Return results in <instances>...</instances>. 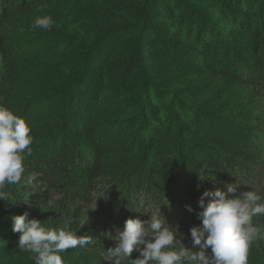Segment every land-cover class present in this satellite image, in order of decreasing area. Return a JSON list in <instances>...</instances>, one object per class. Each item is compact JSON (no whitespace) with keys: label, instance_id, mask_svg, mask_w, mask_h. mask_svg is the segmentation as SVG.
<instances>
[{"label":"trees","instance_id":"1","mask_svg":"<svg viewBox=\"0 0 264 264\" xmlns=\"http://www.w3.org/2000/svg\"><path fill=\"white\" fill-rule=\"evenodd\" d=\"M162 1L0 0V107L33 137L21 182L0 200V264H34L12 231L11 217L24 212L92 241L61 253L64 264H108L114 221L123 230L128 218L157 216L178 231L181 220H198L205 190L264 193V0ZM45 15L53 25L34 27ZM115 30L133 34L135 56L118 66L101 58L95 87L82 89L75 81L89 75V48ZM244 44L250 54L237 50ZM52 61L63 82L38 77ZM253 225L262 238L248 264H264V216Z\"/></svg>","mask_w":264,"mask_h":264},{"label":"clouds","instance_id":"2","mask_svg":"<svg viewBox=\"0 0 264 264\" xmlns=\"http://www.w3.org/2000/svg\"><path fill=\"white\" fill-rule=\"evenodd\" d=\"M51 16H37L34 27L48 29ZM24 118L0 107V200L7 201L3 189L21 182L25 173V155H30L33 137ZM226 184L205 190L198 205L196 218L200 221L189 229L191 247H177L174 228L157 216L147 220L128 218L123 230L117 229L115 247L105 256L108 264H248L251 244L261 237L260 228L253 225V217L264 216V196L258 191H246L229 198L237 188ZM206 198L207 202H206ZM188 211H194L190 205ZM12 231L19 233L17 247L33 254L34 264H64L61 253L84 247L92 241L65 228H46L41 221L29 219L24 212L11 217ZM194 250V251H193ZM134 252L139 253L135 259Z\"/></svg>","mask_w":264,"mask_h":264},{"label":"rangeland","instance_id":"3","mask_svg":"<svg viewBox=\"0 0 264 264\" xmlns=\"http://www.w3.org/2000/svg\"><path fill=\"white\" fill-rule=\"evenodd\" d=\"M247 1L249 2V0H247ZM254 1L257 2V0H254ZM164 4H165V0H163L162 2H158V5H164ZM76 10H78V8ZM76 10H75V16H76V19L79 20L83 17V16H81L82 11L78 12ZM255 16H258V14H256ZM256 20H257V17H256ZM256 20H255V22H256ZM221 34L223 35L224 33L221 32ZM217 37H218V34H217ZM246 47H247V45L244 44L242 49H237V50L243 51L244 54H250L249 48H246ZM77 48H79V47H77ZM135 48H136L135 37L133 36L132 33H130V31L125 32V33L124 32L120 33L119 31L115 30V31L107 32V33L104 32V34H102V38L97 40L89 48V52H91L90 58L92 57L91 59L89 58V56L87 57V55H85V53H83V50L76 49V48H71V49L67 48V51H66V53H64V55L68 56V54L71 53L70 56L75 57V58H80V62H83V60H84V64L86 63L87 58H88V60L90 59V65H88V69H90L89 75H85L84 77L79 76L78 74L75 75V76H79L78 79L75 81V83L80 84L82 89L85 88V90H89L92 86L95 87V83H97V80H98L97 62L100 61L101 58H103V59H105V58L111 59L112 58V60H113L112 65L118 66L125 59L127 60V62H129L131 60L129 57L135 56V53H136ZM165 51H167V49H165ZM165 51L163 50L162 53H164ZM73 52H77V53L72 54ZM214 52H215V50H214ZM205 54H207V56H209V54H210L209 50H206ZM187 55H182V57L185 61L187 60ZM188 59H189V57H188ZM55 65H56V61H52L49 64V66L46 68V71L39 73L38 77L40 76V77L46 78L47 80L52 79V80L63 82L65 79H60V78L55 79V77H54V73L52 72L51 67H53V69L55 71H60L59 69H57V67ZM132 65H134V64H132ZM70 72L71 71H69L68 73H70ZM132 85L134 87L135 82H133ZM71 86H72L71 84L68 87H66V86L64 87L63 85H58V86L56 85V87H55L56 89L53 92H56L54 94L62 93L65 90L71 89ZM105 100H106V98H104V104L106 103ZM257 104L261 105V106L263 105L261 102H258ZM69 108H70V106H69ZM103 110H104V108L98 107V108H96V110H94L93 113L89 112L88 114L94 115L96 113L102 112ZM260 111H262V113H264V108ZM255 117H258V116L256 115ZM255 117H253L251 119H254ZM236 120L238 122H235L234 124L238 125V126H243L246 123L245 119H243V118H237ZM251 122L254 123V121H251ZM256 122L258 123V121H256ZM235 125H234V128H237ZM126 128L128 129V127H126ZM219 128L220 127H218V131H220ZM136 131L138 132V129H136L134 132H136ZM137 134H139V133L133 134V131L128 133L129 140H131V141L136 140ZM217 135H219L222 139L226 138V136H228V135L231 136L230 133L227 130H223V128H221L220 133H218ZM141 139L143 142L144 137H142ZM261 192H259V193H261ZM261 195L264 196V193H262ZM192 221H193V219L181 220L180 224L177 226V227H180L181 230L178 229V231L177 230L174 231L175 236H176V240L178 242H180L177 244V247H184V246L189 247L191 245V237H190L189 229L192 226L198 225L200 223V221H198V220L191 223ZM116 225H117V223L114 221L113 228H112V229H114V231H116L115 230ZM115 236H116V234H115ZM114 241H115V239H114ZM115 245H116V241H115ZM138 256H139V253H137V252H134L132 254L133 259L137 258Z\"/></svg>","mask_w":264,"mask_h":264}]
</instances>
